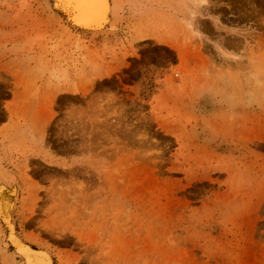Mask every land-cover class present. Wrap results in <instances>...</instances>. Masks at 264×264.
<instances>
[{"label": "rangeland", "instance_id": "374dc122", "mask_svg": "<svg viewBox=\"0 0 264 264\" xmlns=\"http://www.w3.org/2000/svg\"><path fill=\"white\" fill-rule=\"evenodd\" d=\"M44 1L0 0V264H264V0Z\"/></svg>", "mask_w": 264, "mask_h": 264}, {"label": "bare ground", "instance_id": "6f19581e", "mask_svg": "<svg viewBox=\"0 0 264 264\" xmlns=\"http://www.w3.org/2000/svg\"><path fill=\"white\" fill-rule=\"evenodd\" d=\"M132 1L134 0H45L44 2H46L48 12H50V17L54 21L61 23L62 29L67 33L75 38L81 37L83 34L85 37L88 36L93 39L110 35L117 29L126 10L133 4ZM187 2L190 3L191 10H187L189 14L185 18L188 26H191L195 17L199 15L200 8L204 7L205 0H188ZM60 12L65 15V20L59 16ZM4 201V209H7L9 205ZM4 222L8 224L9 231L13 234L15 226L11 218L6 216V221ZM14 238L19 241L16 237ZM23 245L21 242L17 243L18 248L12 253V256H5L6 264H16L14 261L15 255L23 259L19 264H52V260L46 252L45 254L41 251L36 252L30 247L25 246L24 248Z\"/></svg>", "mask_w": 264, "mask_h": 264}, {"label": "crops", "instance_id": "0c3cea01", "mask_svg": "<svg viewBox=\"0 0 264 264\" xmlns=\"http://www.w3.org/2000/svg\"><path fill=\"white\" fill-rule=\"evenodd\" d=\"M4 159H5V157H4ZM6 160V159H5ZM7 160H9L8 158H7Z\"/></svg>", "mask_w": 264, "mask_h": 264}]
</instances>
